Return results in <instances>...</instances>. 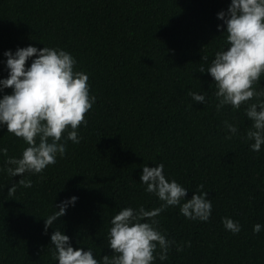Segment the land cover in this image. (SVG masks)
Listing matches in <instances>:
<instances>
[{
	"label": "trees",
	"instance_id": "1",
	"mask_svg": "<svg viewBox=\"0 0 264 264\" xmlns=\"http://www.w3.org/2000/svg\"><path fill=\"white\" fill-rule=\"evenodd\" d=\"M230 3L0 0V79L8 78L4 52L57 48L75 58V71L88 75L89 94L96 97L87 125L78 129L80 142L67 141L64 156L42 173H26L28 188L5 171L6 159L20 158L27 144L0 125V149L8 150L7 157L0 154V264H58L50 243L55 230L70 238L74 250L91 249L98 260L113 255L111 219L123 208L151 210L162 203L140 182L142 167L158 164L169 181L188 190L186 199L203 184L212 211L207 222L185 218L179 206L163 211L158 228L175 244L167 260H159L157 250L153 264H264V145L253 152V141L245 139L251 127L245 110L258 101L218 111L215 83L199 72L217 51L227 50L217 15ZM11 92L5 89L0 98ZM189 92L203 93L205 103L194 102ZM224 121L238 133L232 136ZM73 196L74 206L45 234L44 219ZM225 217L239 223V233L224 228ZM256 224L261 230L254 234Z\"/></svg>",
	"mask_w": 264,
	"mask_h": 264
},
{
	"label": "clouds",
	"instance_id": "2",
	"mask_svg": "<svg viewBox=\"0 0 264 264\" xmlns=\"http://www.w3.org/2000/svg\"><path fill=\"white\" fill-rule=\"evenodd\" d=\"M217 19L223 25L217 30L226 33L227 50L217 51L210 66L199 72H207L215 83V96L219 103V111L225 105L238 110L242 104L253 100L258 103L248 104L245 115L251 121L245 139L253 141L250 150L259 152L264 145V87L260 86L264 74V0H231L227 11H221ZM6 68L8 78L0 79V93L11 89L10 95L0 98V125H6L7 133L14 135L27 144L20 158L8 157L5 171L11 177H21L18 184L31 187V181L24 179L26 173L40 174L56 163L57 155L63 157L66 142H80L78 129L86 126V113L96 101L89 94V77L82 71H75L76 60L68 52L34 46L17 48L15 53L6 51ZM30 67L26 68L29 58ZM207 61L208 57H201ZM260 86V90H257ZM192 100L204 104L205 95L189 92ZM224 126L232 136L238 128L228 121ZM67 136L62 141V135ZM232 136L226 139H232ZM0 154L7 157L8 150L0 149ZM140 182L145 191L154 194L162 203L159 207L146 210L123 208L111 219L108 233V245L113 255H104L99 260L91 249H73L70 238L63 231L55 230L50 236V243L55 251L52 258L58 264H153L158 258L168 259V253L175 241L169 240L159 230L157 217L170 206H179L181 215L187 219L207 222L211 216L212 203L207 192L202 191L204 185L198 186L190 199H186L188 190L175 180L169 181L164 174V165L142 167ZM16 184L8 189V195H14ZM73 196L56 206L58 210L44 219L45 234L55 221L66 214V209L75 204ZM183 201V203H181ZM224 228L233 234L240 232L238 222L225 217ZM261 225L253 226V233H259ZM190 247V243L188 244ZM177 252L182 247L177 246Z\"/></svg>",
	"mask_w": 264,
	"mask_h": 264
}]
</instances>
